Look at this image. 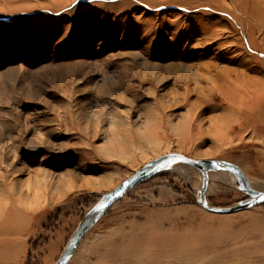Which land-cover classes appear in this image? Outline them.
<instances>
[{
  "label": "rangeland",
  "instance_id": "1",
  "mask_svg": "<svg viewBox=\"0 0 264 264\" xmlns=\"http://www.w3.org/2000/svg\"><path fill=\"white\" fill-rule=\"evenodd\" d=\"M167 153L264 188V0H0V264H55ZM229 173L211 206L246 198ZM201 184L181 163L136 183L68 264H264V202L211 212Z\"/></svg>",
  "mask_w": 264,
  "mask_h": 264
},
{
  "label": "water",
  "instance_id": "2",
  "mask_svg": "<svg viewBox=\"0 0 264 264\" xmlns=\"http://www.w3.org/2000/svg\"><path fill=\"white\" fill-rule=\"evenodd\" d=\"M171 162L186 163L198 169L202 174V184L199 190L198 203L204 209L215 213H232L241 209H246L259 202H264V192L253 190L247 183L246 177L242 170L234 163L224 160H210V159H193L180 153H167L159 156L147 163L140 169L135 171L127 179L123 180L113 190L108 191L100 196L93 206L84 214L82 219L78 222L70 237L66 241L59 257L55 264H67L75 248L78 246L81 239L94 225L98 218L118 200L122 194L134 186L136 183L142 181L148 176L154 175V172ZM214 164H219L223 168L232 172L237 177L238 189L246 194V198L237 202V204L228 207L209 206L205 198V190L208 184L207 172Z\"/></svg>",
  "mask_w": 264,
  "mask_h": 264
},
{
  "label": "bare ground",
  "instance_id": "3",
  "mask_svg": "<svg viewBox=\"0 0 264 264\" xmlns=\"http://www.w3.org/2000/svg\"><path fill=\"white\" fill-rule=\"evenodd\" d=\"M149 162V161H148ZM178 163H181V162H171V163H168V164H166V165H163L162 167H160L159 169H157L155 172H154V174H156V173H158V172H160L162 169H164V168H167V167H171V166H174V165H176V164H178ZM181 164H185V165H188V166H191V165H189V164H186V163H181ZM181 168H183V167H181ZM198 170V169H197ZM184 173L187 175L188 173H187V171H186V169L184 168ZM201 173V172H200ZM129 176H131V174L130 175H128L127 177H125L124 178V180L125 179H127ZM226 176H227V178H228V180H229V182L230 181H232V176L230 175V173H229V171L227 170V169H225V168H223L221 165H219V164H214L213 165V167L210 169V170H208V172H207V178H208V184H207V187H206V190H205V195H206V191L208 192L210 189H211V187H212V185L210 184V180L211 181H224V180H226ZM148 177H150V176H148ZM201 179H202V174H201ZM122 182V181H121ZM215 183V182H214ZM248 183V185L253 189V190H256V191H260V192H264V191H262V190H264V188L263 187H261V186H259V185H256V184H254V183H252V182H247ZM120 184V183H119ZM113 190V189H112ZM129 190V189H128ZM127 190V191H128ZM111 191V190H110ZM126 191V192H127ZM125 192V193H126ZM124 193V194H125ZM123 195V194H122ZM121 195V196H122ZM247 196V195H246ZM206 198V197H205ZM117 201V200H116ZM115 201V202H116ZM207 202V201H206ZM114 203V202H113ZM112 203V204H113ZM207 204L209 205V206H211L208 202H207ZM91 208V207H90ZM89 208V209H90ZM106 212V211H105ZM104 212V213H105ZM103 213V214H104ZM102 214V215H103ZM101 215V216H102ZM100 216V217H101ZM95 224V223H94ZM91 229V228H90ZM89 229V230H90ZM86 235V234H85ZM84 235V236H85ZM83 239V238H82ZM82 239H81V241H82ZM80 241V242H81ZM80 242H79V244H78V246L80 245ZM77 246V247H78ZM77 247L75 248V250H74V252L76 251V249H77ZM74 252L72 253V255H71V257H70V259H69V261L71 260V258H72V256H73V254H74ZM69 261H68V263H69ZM180 261H182V263H184V264H197V262H195V261H193L192 259H189V258H182V259H180ZM67 263V264H68Z\"/></svg>",
  "mask_w": 264,
  "mask_h": 264
},
{
  "label": "snow or ice",
  "instance_id": "4",
  "mask_svg": "<svg viewBox=\"0 0 264 264\" xmlns=\"http://www.w3.org/2000/svg\"><path fill=\"white\" fill-rule=\"evenodd\" d=\"M262 199H264V197H262Z\"/></svg>",
  "mask_w": 264,
  "mask_h": 264
}]
</instances>
